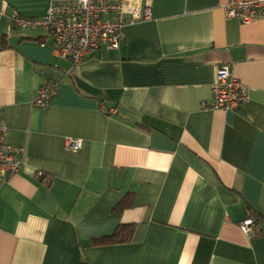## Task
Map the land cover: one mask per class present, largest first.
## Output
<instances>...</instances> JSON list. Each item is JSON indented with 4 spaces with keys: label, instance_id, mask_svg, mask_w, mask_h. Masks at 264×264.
Instances as JSON below:
<instances>
[{
    "label": "crops",
    "instance_id": "0c3cea01",
    "mask_svg": "<svg viewBox=\"0 0 264 264\" xmlns=\"http://www.w3.org/2000/svg\"><path fill=\"white\" fill-rule=\"evenodd\" d=\"M58 1L0 0V122L27 148L0 189V264H264V15L150 0L119 48L73 65L37 41L43 30L11 29L13 13L39 18ZM222 64L250 99L205 110ZM48 82L57 94L35 106ZM119 225L129 242L93 244Z\"/></svg>",
    "mask_w": 264,
    "mask_h": 264
},
{
    "label": "built area",
    "instance_id": "2783aa9c",
    "mask_svg": "<svg viewBox=\"0 0 264 264\" xmlns=\"http://www.w3.org/2000/svg\"><path fill=\"white\" fill-rule=\"evenodd\" d=\"M227 17L249 23L264 15V0H229L225 7ZM12 20L23 29H41L46 42L53 44L59 59L73 65L80 64L88 55L102 47L119 48L125 39V27L152 18L150 0H67L53 2L44 16L23 18L14 13ZM58 83L48 82L37 93L34 105L45 106L57 94ZM250 99L249 87L233 73L231 66L217 65L210 103L203 101L205 110L238 109ZM116 110L112 109L111 113ZM8 127L0 122V189L14 174L27 153L25 146L8 142ZM81 140L66 138L64 149L75 153ZM242 230L255 235L254 220L246 219Z\"/></svg>",
    "mask_w": 264,
    "mask_h": 264
},
{
    "label": "trees",
    "instance_id": "16d2710c",
    "mask_svg": "<svg viewBox=\"0 0 264 264\" xmlns=\"http://www.w3.org/2000/svg\"><path fill=\"white\" fill-rule=\"evenodd\" d=\"M14 15L12 16V18H14ZM12 28H19V29H21L23 31H31V30H33V29H30V30L29 29L28 30L27 29H23L22 27H19L16 23H14L13 20H12V24H11V29ZM34 30H36V29H34ZM45 36H46V32H45L44 35H41L39 37V40H37V41H39V43H41V44H46V37ZM123 41H125V39ZM49 43H50L49 45H51L53 47V44H51V42H49ZM3 45H5V41L3 42ZM108 113L110 114L111 112H108ZM129 195H131V193H129ZM130 202H131V200H129V197L125 196L123 199H121L119 201V203L117 204L115 210L120 211L122 208H124ZM246 207H247V209L249 211H252V209L249 206H246ZM255 214L256 213L249 214V217L251 219L254 218L253 219L254 220V225H255V221H257V222L260 221V218L254 217ZM132 232H133V228L132 227H129V226H126V225L125 226L119 225L113 234L94 238L93 239V244H95V245L125 244V243H127V242H129L131 240ZM258 233H259V231L257 232V234Z\"/></svg>",
    "mask_w": 264,
    "mask_h": 264
}]
</instances>
